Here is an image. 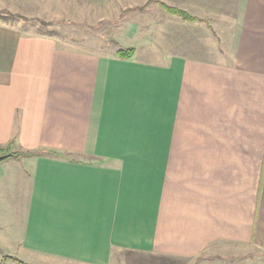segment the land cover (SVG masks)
I'll list each match as a JSON object with an SVG mask.
<instances>
[{"label": "crops", "instance_id": "0c3cea01", "mask_svg": "<svg viewBox=\"0 0 264 264\" xmlns=\"http://www.w3.org/2000/svg\"><path fill=\"white\" fill-rule=\"evenodd\" d=\"M160 1L45 0L130 59L0 22V264H264V0Z\"/></svg>", "mask_w": 264, "mask_h": 264}, {"label": "rangeland", "instance_id": "374dc122", "mask_svg": "<svg viewBox=\"0 0 264 264\" xmlns=\"http://www.w3.org/2000/svg\"><path fill=\"white\" fill-rule=\"evenodd\" d=\"M39 6L37 4L34 5H27L25 0H0V11H5L3 14L8 19L6 21L0 20V22L4 23L3 25L15 26L17 24H21L22 27L27 30L28 32H50L55 35H65L66 38L72 37L81 43L79 44L80 47H84L86 49H97L102 47L105 50H114L115 44H111L112 41L109 39V35L112 33V26L111 22L101 23L97 26H88V24L84 22H72L66 21L64 18H56L53 19L50 17L49 7L45 0H37ZM161 2L160 0H151ZM163 3V2H162ZM161 5V4H160ZM162 6V5H161ZM163 7V6H162ZM31 8V9H29ZM24 10V12H23ZM28 11V12H27ZM10 15V16H9ZM18 17H14V16ZM116 22L117 19H113V24ZM124 21V20H123ZM132 47V46H128ZM134 48V47H133ZM135 52V48H134ZM4 154V153H2ZM20 157V156H19ZM6 158H9L6 157ZM5 158V159H6ZM21 205L14 204L11 207H16L17 211L19 210ZM238 251L231 254L227 257V260H231L237 262L239 260H246L253 257H263L264 252L260 251L259 249H250L245 250L242 248H237ZM244 251V253H241ZM207 252L202 253L201 256L191 258V259H176L175 264H205V262H209L212 259L214 260L217 256L222 257L221 255H214L210 252V255L205 257ZM126 255L123 253L117 257V263L122 262L124 264ZM140 255H135L133 258H141ZM2 259L10 260L15 262L16 264H70L68 262H58L55 259L43 256H37L35 260H28L23 257H18L17 254L11 253H2ZM127 258H132V255H129ZM120 264V263H119ZM138 264V263H135Z\"/></svg>", "mask_w": 264, "mask_h": 264}, {"label": "trees", "instance_id": "16d2710c", "mask_svg": "<svg viewBox=\"0 0 264 264\" xmlns=\"http://www.w3.org/2000/svg\"><path fill=\"white\" fill-rule=\"evenodd\" d=\"M160 4L163 6V8L171 13V14H175L180 16L181 18L185 19V20H193L195 17L191 16L190 14H188L186 11H184L183 9L174 7V6H170L167 5L165 3L160 2ZM5 11H0V20L2 21H6L8 18L5 17V15L3 14ZM10 16V15H9ZM15 18L18 16H14ZM116 56L118 58L121 59H130L133 54H134V48L133 47H118L116 52H115ZM32 153L34 155H40L42 154L44 151L42 150H36V151H15V152H11V155H17V154H21V153ZM48 152H52L53 154H60L57 151H48ZM5 153V152H4Z\"/></svg>", "mask_w": 264, "mask_h": 264}, {"label": "water", "instance_id": "95a60500", "mask_svg": "<svg viewBox=\"0 0 264 264\" xmlns=\"http://www.w3.org/2000/svg\"><path fill=\"white\" fill-rule=\"evenodd\" d=\"M10 155H11V152H7V153H4V154H0V160L4 159V158H6V157H8Z\"/></svg>", "mask_w": 264, "mask_h": 264}]
</instances>
